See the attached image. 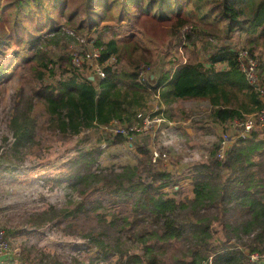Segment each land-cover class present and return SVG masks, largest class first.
Returning <instances> with one entry per match:
<instances>
[{
    "label": "trees",
    "instance_id": "16d2710c",
    "mask_svg": "<svg viewBox=\"0 0 264 264\" xmlns=\"http://www.w3.org/2000/svg\"><path fill=\"white\" fill-rule=\"evenodd\" d=\"M43 2L11 0L6 5L7 8H21L28 14L32 12L34 16L36 11L30 8V4L36 10L41 7L40 15L45 18L37 23L36 31L39 32L42 27L47 30L45 33L27 35L29 39L26 40V47L32 55L24 63H31L29 76L39 86L30 95H25L24 90L19 88L12 96V105L7 114L10 136L0 138V151L11 148L14 153H20V149L27 145L36 128L33 113L39 104L44 108L50 128L65 137L79 136L85 131L113 123L122 127L132 126L138 122L139 112L148 108L154 96L167 106L177 101H204L210 108V122L221 128L229 122L244 121L262 107L258 94L240 71L238 53L245 51L257 62L258 78L264 89V0H83L68 15H65L67 0H49L50 3L44 6ZM48 5L50 7L47 8ZM95 6L104 12V15L98 16L103 22L111 20L119 24L125 18L130 21V18L138 17L173 21L172 29L175 31L172 35L179 39L177 45L196 48L197 42L209 37L216 40L215 45L210 44L214 51L209 52L208 47L198 50L205 56L196 62L176 63L174 60V67L161 70L156 80H153L146 75L142 77V69L150 67L143 65L144 60L137 59L143 50L139 44H119L115 38L105 39L104 32L100 31L98 37L88 39L100 52V65L104 67L105 62L114 57L118 63L125 61L130 71H122L120 75V71L112 72L109 67H104V79L90 81L70 63L69 69L63 70L60 63L67 60L59 58L54 61L49 49H44L56 46L60 41L71 40L65 33L68 29L77 32L79 28L91 30L98 26L97 18L93 16L97 14ZM50 9H55L60 18H66L64 25L56 24L49 15ZM117 10L118 15H113ZM82 14L87 16V27L81 20L77 23L78 16ZM75 24L76 28L73 29ZM203 26L221 27L219 30L225 34L226 40L237 33L239 39L243 40L242 47L236 49L227 42L219 43L220 38ZM48 33L50 36H45ZM6 44L5 41L0 43L1 48H5ZM204 58L205 62H201ZM57 64L64 78L54 85H46L44 81L54 76ZM8 65L0 62V85L7 78L4 71ZM124 139V136L117 135L115 143ZM217 149L218 146H215L214 150ZM95 152L85 150L80 158L69 162L73 167L74 178L71 186L75 190L80 189L82 196L93 185V188L114 195L116 199H129L135 210V219L126 232L129 240L137 238L142 246L141 255L118 250L122 243L108 241V229L102 224L99 232H90L85 237L97 251V263L110 255L116 256L118 264H164L158 259L155 247L182 240L189 251L186 254L188 259L179 264H247L249 258L243 250L228 248L225 243L211 246L212 219L208 214L203 215L202 210L216 207L218 202L225 215L231 210L241 213L243 219L235 225L234 236L241 233L249 236L256 232L253 243L245 248L250 253L264 254V177L255 176L253 171L254 167L264 165V137H261L260 131L252 132L247 139L236 140L226 151L223 161H218L214 156L207 163L194 167L191 171L192 197L179 202L164 192L178 181L173 180L171 173L159 171L152 165L148 148L137 150V154L144 157L143 168L150 166L147 168L150 178L147 183L142 180L137 166H125L120 172L111 171L109 174L91 171L98 155ZM256 155L259 157L257 160ZM222 169L226 171L225 181L216 179V173ZM82 208L73 211L64 209L60 215L67 217ZM54 213L55 210L49 207L36 216L41 219L38 225L35 222L32 225L42 226L52 221ZM101 220L106 222L104 217ZM113 220L118 224L122 218L114 217ZM139 223L142 227L135 233L134 229ZM145 225L151 227L146 230ZM223 226L230 227L231 224L225 220Z\"/></svg>",
    "mask_w": 264,
    "mask_h": 264
},
{
    "label": "rangeland",
    "instance_id": "374dc122",
    "mask_svg": "<svg viewBox=\"0 0 264 264\" xmlns=\"http://www.w3.org/2000/svg\"><path fill=\"white\" fill-rule=\"evenodd\" d=\"M10 1L0 0V43L4 41L7 43L4 45L5 48L0 46V62L9 63L4 71L7 78L0 85L2 91L0 138L10 136L7 114L12 105V96L19 88L24 90L25 95H30L31 91L39 86L29 76L28 69L31 63L29 61L24 63V60H28L32 55L26 47V40L29 39L27 35L33 36L45 33L47 30L46 27H42L39 32L36 31L37 23L45 18L40 15L41 7L36 10L35 6L30 4V8L36 11L34 16L32 12L25 13L21 8H7L6 5ZM48 1L44 0L43 6L49 4ZM82 1L67 0L65 15L72 12ZM96 13L93 16L97 18L98 26L91 30L79 28L77 32L67 28L65 33L71 40L60 41L56 46L52 45L44 49L45 51L49 49L54 61L59 58L67 60L60 63L63 70L69 69L68 63L73 64V55L77 54L81 57L80 53L87 47L93 48L92 42L88 39H95L100 31L104 32L105 39L115 38L119 44H127V42L139 44L143 50L139 52L137 59L144 60L143 65L150 67L146 70L142 69V77L146 75L153 80H156L161 70L174 67L175 62L198 61L205 56L204 53H198V50L204 47H208L209 52L214 51L210 44L215 45L216 40L209 37L197 42L196 48L177 45L179 39L172 35L175 31L172 29L173 21L163 22L149 17H138L130 18V21L125 18L118 24L111 20L100 21L98 16L104 15V12L99 7ZM49 15L55 19L57 25H64L66 22V18H60L55 9H50ZM113 15L117 16L118 10L114 11ZM78 17L77 23L81 20L84 27H87L86 14ZM72 28H76V24ZM203 28L213 31L220 38L221 44L227 42L236 49L243 45V40L239 39L237 33L226 40L225 34L219 30L221 27L203 26ZM28 31L30 33H26ZM45 36H50V33ZM19 37L20 41L17 40ZM205 60V58L201 59V62ZM57 67L58 64L54 68V76L50 75L51 78L44 81L46 85H54L64 78L62 71ZM73 67L80 75L82 74L81 76H88L86 61L80 65L73 64ZM116 67L120 75L122 71H130L125 61L118 63ZM92 76H94L93 82H96L94 73ZM152 98L148 108L139 113L151 120L156 117L165 120L137 126L136 131L130 132L123 141L117 143H115L117 135L126 136V132L115 134V131L122 129L120 126L113 124L85 131L79 136L65 137L50 128L44 108L40 104L34 108L36 128L27 145L20 149V153H14L11 148L0 151V228L6 231L11 249L9 258H0V264H118L116 256L110 255L106 260L97 263V251L85 238L90 232H99L102 224L108 229V241L122 243L118 250L142 254V246L137 242V238L129 240L126 232L135 219L133 216L135 210L131 201L127 198L116 199L114 195L93 188V185L86 189L85 196H82L79 193L80 189L78 191L71 186L74 178L73 167L69 162L74 158H80L85 150H95L98 155L95 157L96 161L91 171L109 174L111 171L120 172L125 166H137L142 180L147 183L150 181L147 176V168L150 166L143 168L144 157L139 156L137 150L148 148L152 165L159 171L171 173L173 180L178 181L164 192L179 202L192 197L191 171L194 167L207 163L211 157L216 156L218 149L215 151L214 148L222 142L224 134L232 135L235 131L233 125L227 129L213 125L209 118L210 108L204 101H177L168 108H162L158 105L157 97ZM166 118L171 125H168ZM260 134L264 137V128L260 130ZM233 144L231 140L230 148ZM257 159L259 157L256 155ZM253 171L255 176L257 174V177H264V165L254 167ZM216 175L217 180L225 181L224 169ZM215 206L217 208L202 210L203 215L208 214L212 219L211 246H222L225 243L228 248L243 250L249 258L247 264H260L254 262L256 261L254 259L251 260V256L259 253H250L245 248L253 243L252 239L256 232L249 236L242 233L237 237L234 236L235 225L243 219L240 217L241 213L238 211L233 213L231 210L225 215L221 212L220 202ZM49 207L55 210V218L42 226H33V222L38 225L41 221L36 216ZM81 207L83 208L73 215L67 217L60 215L64 209L73 211ZM102 217L106 218L105 223L101 220ZM114 217L122 218L121 222L118 224L114 222ZM225 220L230 222V227L223 226ZM145 226L146 230L151 227ZM141 227L142 224L139 223L134 229L135 233ZM155 251L158 259L164 264H179L188 259L186 254L189 247L180 240L156 246Z\"/></svg>",
    "mask_w": 264,
    "mask_h": 264
},
{
    "label": "built area",
    "instance_id": "2783aa9c",
    "mask_svg": "<svg viewBox=\"0 0 264 264\" xmlns=\"http://www.w3.org/2000/svg\"><path fill=\"white\" fill-rule=\"evenodd\" d=\"M87 47V46H86ZM79 57L77 54L73 55L72 62L75 65H80V63H84L86 61V70L89 72L88 80L90 78L94 79L92 74L94 73L96 81H100L104 79L105 72L103 68L109 67L112 72L117 71L116 65L118 61L116 58L112 57L105 62V66H101L99 63L100 52L98 49L87 47L82 53H80ZM238 62L241 73L244 75L247 83L251 86V88L258 94V99L261 102V109L252 116L247 117L244 121H233L229 122L224 126V129L229 128L230 125L234 126V133L232 135L230 133L224 134L222 142L218 145V153L216 158L218 161H223L224 153L229 150L230 142H235L238 139H247L251 136V133L254 131H260L264 128V89L260 85V81L258 78V64L257 62L248 56L247 52L242 51L238 53ZM72 64V63H71ZM72 64V66H73ZM138 122L133 124L132 126H120L116 123H113L117 126H120L122 129L115 131V134L125 133L127 137L130 132L136 131L137 126L149 125L152 122H162L164 121L161 117H156L154 119H150L149 117H144L142 114L137 115ZM112 124V125H113ZM122 135V134H121ZM155 161V159L153 160ZM10 243L7 237V234L3 229L0 228V258L7 257L11 254L10 251ZM254 259L256 263L264 264V254L259 255L256 254L251 256V260Z\"/></svg>",
    "mask_w": 264,
    "mask_h": 264
},
{
    "label": "crops",
    "instance_id": "0c3cea01",
    "mask_svg": "<svg viewBox=\"0 0 264 264\" xmlns=\"http://www.w3.org/2000/svg\"><path fill=\"white\" fill-rule=\"evenodd\" d=\"M156 97H157V96H156ZM157 99H158V105H159L160 107H162V108H168V107H169V106L163 104V103L159 100V97H157ZM162 108H161V110H165V109H162ZM166 119H167L168 125H171V124H169V123H170L169 119H168V118H166ZM164 120H165V119H164Z\"/></svg>",
    "mask_w": 264,
    "mask_h": 264
},
{
    "label": "water",
    "instance_id": "95a60500",
    "mask_svg": "<svg viewBox=\"0 0 264 264\" xmlns=\"http://www.w3.org/2000/svg\"><path fill=\"white\" fill-rule=\"evenodd\" d=\"M89 80H90V81H93V78H90Z\"/></svg>",
    "mask_w": 264,
    "mask_h": 264
}]
</instances>
